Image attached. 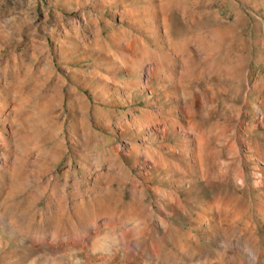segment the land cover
I'll list each match as a JSON object with an SVG mask.
<instances>
[{
	"label": "rangeland",
	"instance_id": "1",
	"mask_svg": "<svg viewBox=\"0 0 264 264\" xmlns=\"http://www.w3.org/2000/svg\"><path fill=\"white\" fill-rule=\"evenodd\" d=\"M254 250L264 0H0V264Z\"/></svg>",
	"mask_w": 264,
	"mask_h": 264
},
{
	"label": "bare ground",
	"instance_id": "2",
	"mask_svg": "<svg viewBox=\"0 0 264 264\" xmlns=\"http://www.w3.org/2000/svg\"><path fill=\"white\" fill-rule=\"evenodd\" d=\"M259 174L261 175V172ZM249 255H250V259H251L250 260L251 261L250 264H259V253H258V250H254L252 252L250 251Z\"/></svg>",
	"mask_w": 264,
	"mask_h": 264
}]
</instances>
